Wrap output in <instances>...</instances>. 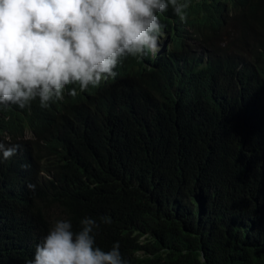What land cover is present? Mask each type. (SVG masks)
I'll list each match as a JSON object with an SVG mask.
<instances>
[{
	"label": "trees",
	"instance_id": "trees-1",
	"mask_svg": "<svg viewBox=\"0 0 264 264\" xmlns=\"http://www.w3.org/2000/svg\"><path fill=\"white\" fill-rule=\"evenodd\" d=\"M157 15L170 44L125 57L136 78L65 113L0 108V142L19 145L0 154V264L85 217L126 264H264V0Z\"/></svg>",
	"mask_w": 264,
	"mask_h": 264
},
{
	"label": "clouds",
	"instance_id": "clouds-1",
	"mask_svg": "<svg viewBox=\"0 0 264 264\" xmlns=\"http://www.w3.org/2000/svg\"><path fill=\"white\" fill-rule=\"evenodd\" d=\"M195 1L0 0V108L21 111L39 98L41 107L65 113L82 103L80 95L84 100L136 78L139 69L127 66L125 57L155 55L170 44L157 13L185 22ZM185 35L189 51H197L193 31ZM18 148L0 142L3 159ZM80 224L74 232L70 221H56L29 264H126L118 241L110 251L94 246V219Z\"/></svg>",
	"mask_w": 264,
	"mask_h": 264
}]
</instances>
